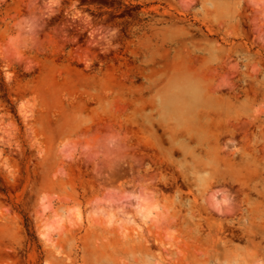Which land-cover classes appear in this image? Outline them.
<instances>
[{"label":"rangeland","instance_id":"obj_1","mask_svg":"<svg viewBox=\"0 0 264 264\" xmlns=\"http://www.w3.org/2000/svg\"><path fill=\"white\" fill-rule=\"evenodd\" d=\"M0 264H264V0H0Z\"/></svg>","mask_w":264,"mask_h":264},{"label":"trees","instance_id":"obj_2","mask_svg":"<svg viewBox=\"0 0 264 264\" xmlns=\"http://www.w3.org/2000/svg\"><path fill=\"white\" fill-rule=\"evenodd\" d=\"M30 234V233H29Z\"/></svg>","mask_w":264,"mask_h":264}]
</instances>
